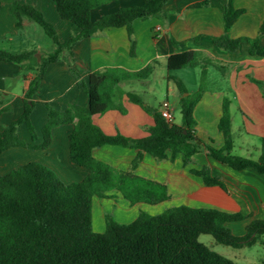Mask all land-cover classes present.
Here are the masks:
<instances>
[{"label":"trees","instance_id":"obj_1","mask_svg":"<svg viewBox=\"0 0 264 264\" xmlns=\"http://www.w3.org/2000/svg\"><path fill=\"white\" fill-rule=\"evenodd\" d=\"M50 1L59 17L79 30L65 43L58 41L54 27L33 6L15 2L9 6L11 14L25 16L38 24L51 39L54 49L41 53L39 61L34 51L12 53L0 49V63L17 64L23 76L30 75L21 115L0 132V153L11 147L44 149L51 141L54 127L72 124L68 137L69 158L88 173L79 182L65 184L46 166L30 162L0 175V264H234L200 243L199 235H211L216 243L232 248L251 246L264 234V220L251 219L245 226V233L238 236L231 232L227 224L245 220L246 216L242 213L179 205L158 215L140 212L129 223H118L106 216L102 233L95 232L92 227V200L94 197L108 198L106 193L109 191L120 194L130 205H154L169 199L165 185L134 173L144 154L163 161L168 159L169 152L170 160L180 155L182 162L187 164L194 155L204 151L208 157L230 169H252L264 176V140L257 160L231 154L233 144L227 98L222 101L217 125L223 145L214 148L195 136L193 110L205 91L204 67L200 71L199 86L193 93H188L180 80L170 77L181 95L179 124L166 122L157 109L144 104L140 97L131 93L125 94L128 100L153 118L154 124L147 129L145 137L131 138L119 133L106 135L93 123V116L109 110L125 114L121 103L124 92L120 84L132 79H146L154 63L137 72L112 68L92 71L84 81L71 67L73 44L111 27H124L131 39L134 20L149 17L166 19L163 6L168 0H143L140 6L120 8L95 21L91 20V11L115 0ZM242 12L233 7V0H226L223 5L224 32L213 40L216 47L230 51L238 47L240 39L229 38L228 31ZM16 24L18 27L19 22ZM262 37L264 21L257 37L247 39L251 54L262 49L259 46ZM65 50V61L77 80L78 88L87 94L88 106L71 104L59 111L45 103L47 121L41 129L43 141L39 146L26 144L17 137V127L24 124L32 140L35 139L29 119L34 106L32 96L46 67L63 58ZM200 57L197 51L172 54L166 60V68L168 71L194 68L201 64ZM254 82L264 95V81ZM105 145L135 149L137 154L130 168L120 170L97 160L93 150ZM190 173L201 178L205 186H217L224 190L223 182L211 175L208 167L191 169Z\"/></svg>","mask_w":264,"mask_h":264},{"label":"crops","instance_id":"obj_2","mask_svg":"<svg viewBox=\"0 0 264 264\" xmlns=\"http://www.w3.org/2000/svg\"><path fill=\"white\" fill-rule=\"evenodd\" d=\"M13 2L33 6L39 11L43 18L54 27L60 43L67 42L79 31L74 24L59 17L50 0H0V49L10 50L9 52L12 53L34 51L35 56H39V59L36 57L37 61L40 60L41 53H49L43 52L39 45L31 48L29 43L26 44L22 32L31 19L11 14L9 6ZM142 2L143 0H115L100 5L91 11V20L95 21L120 8L140 6ZM225 2L226 0H168L163 6L166 19L149 17L134 20L131 39L124 27H111L74 43L71 48V67L84 81H87V74L92 71L112 68L137 72L146 65L154 63V68L146 79H132L120 84L124 92L121 103L126 111L125 114L109 110L93 116V123L106 135L119 133L131 138L145 137L147 129L154 124L153 118L139 105L130 102L125 94H134L140 97L144 104L158 110L160 103L152 107L144 101L141 94H145L147 85L156 76L167 84L171 81L176 88L174 80L170 77L180 80L175 73L183 69L168 71L167 58L180 52L197 51L201 55V64L194 68L201 71L204 67L207 75V67H215L220 70L222 80L227 82L232 96V101L228 99L230 134L231 131L234 132L233 137L237 139V144L245 148L244 151L248 157L244 158L251 159L249 157L253 155L252 151L258 159L264 140V95L254 81H264V37L259 41L262 49L252 54L249 52L250 45L247 39L253 40L258 35L264 21V0H233V7L243 12L228 31L229 38L240 39L238 47L231 51L218 48L213 43V40L224 32L223 5ZM23 46L26 49H23ZM53 49L52 43L51 51ZM62 57L46 67L38 89L32 96L34 106L29 119L35 132V139L32 140L24 124L17 127V137L26 144L39 146L43 141L41 129L47 121L45 103L59 111L71 104L80 107L88 106L87 94L78 88L77 80L65 61L66 50L63 51ZM162 61L165 68H160ZM29 77L30 75L23 76L17 64L0 63V132L21 115ZM167 88L170 89L169 86ZM196 89L187 90V92L193 93ZM174 94L179 103L181 95L178 90L177 94ZM212 95L205 89L194 107L193 117L196 127L199 128V130L195 129V136L205 144L220 148L223 145V137L217 125L221 117L222 101L226 97L222 92ZM72 129V124L54 127L51 130V141L44 149L11 147L1 152L0 175H5L20 165L37 162L52 170L65 184L81 181L88 171L70 161L68 137ZM207 129H216L213 134L215 141L209 140L211 134ZM233 137L231 134L234 146ZM92 153L97 160L113 168L127 170L137 151L105 145L95 148ZM167 156L166 160L156 161L150 155L144 154L134 173L165 185L170 196L169 201L183 203L179 205L186 204L189 207L206 204L210 208L228 213L240 212L247 216V219L254 210H257L258 214L264 211L263 175L252 169L239 171L230 169L208 157L204 151L194 155L187 164L182 162L180 155H176L173 160H170L169 152ZM203 166L210 169L211 175L220 178L224 184V190L217 186H205L201 178L190 173L191 169H199ZM106 194L114 197L113 194L116 192L109 191ZM109 197H94L92 208L94 204L100 205L102 210L116 207L117 210L115 209L114 213L120 220L129 218L132 211L139 205L138 203L130 205L121 196L118 201ZM245 210L249 212L248 215L244 213ZM136 217L137 214L132 215L131 220L128 219L129 222ZM247 219L239 222H246L247 225L256 217L248 219L249 221ZM102 226L103 230L100 229L98 233H102L105 229L104 220Z\"/></svg>","mask_w":264,"mask_h":264},{"label":"rangeland","instance_id":"obj_3","mask_svg":"<svg viewBox=\"0 0 264 264\" xmlns=\"http://www.w3.org/2000/svg\"><path fill=\"white\" fill-rule=\"evenodd\" d=\"M28 22L29 25L22 32V36L24 37L26 44L29 43L30 45L29 47L31 48L35 47L36 45H39L43 52H50L52 47L51 39L44 33L43 29L38 24H36L31 20H29ZM23 49H26L25 46H23ZM160 68H165V64L163 63V61L160 63ZM175 74L176 77H178L182 81L186 90H192L198 88L199 80H200V70L198 68H194V69L185 68L179 72L177 71V73ZM168 86L170 87V89L167 88ZM172 89H174L173 92ZM205 89H207V93L210 94L211 96H213L212 94L216 92H222L227 99L232 101V96L230 94L227 82L222 80V75L220 70H218L215 67L212 66L207 67ZM144 91L145 94H141V97H143L144 101L148 102V104L152 107H156L159 103L167 99V101L170 104V107L172 108L173 123L175 124L180 123L181 115L179 111V105L176 100L177 97L174 94V93L177 94V90L171 81H169V83L167 84V82L163 81L160 77L158 76L153 77L151 79V83L147 85ZM194 128L196 130H199V128L196 127V123L194 125ZM207 131H209V133L211 134L209 135L210 136L209 140L215 141V137L213 136V134L214 132H216V129L214 130L207 129ZM233 133L234 132L231 131L232 137L234 136ZM233 140L235 142L231 154L235 156L237 155L242 157H248L244 151L245 148H242V146L237 144L236 138L233 137ZM251 153L253 155L249 158L257 159L255 153L252 151ZM113 195L114 197H109V198L114 199L116 201H118L119 196H121L120 194L117 193ZM138 204L139 205H137L136 210L132 211L131 213L132 215H136V214L138 215L140 212L149 215H158L169 208L179 206V204H183V203H176L174 201H169L168 199L166 201L154 205L145 204V203H138ZM192 207L193 206H191V208ZM193 208H210V206L204 204L200 206H195ZM115 209L116 207H113L111 209L105 208V210H102V207L100 205L97 204L93 205L92 227L95 232H99L100 229L103 230L102 223L103 220L105 221L106 216L112 218L115 221L119 220V218H116V214L114 213ZM244 213H247L246 215L249 214L247 210H245ZM131 214L129 218L132 217ZM249 215L250 218L248 219L256 217V219L264 220V211H261V214H258L257 210H254V212H252ZM129 218L128 217L122 218L118 221V223H127V221L129 222L131 220V218L130 220H128ZM245 226H246V222L245 223L233 222L227 225V227L231 230V232L238 236H241L245 233ZM198 241L203 245H205L206 247H208L209 249H211L212 251L231 260L234 264H264V234L260 235L258 239L251 246H245L241 248H232L229 246L218 244L214 241L212 236L208 234L199 235Z\"/></svg>","mask_w":264,"mask_h":264},{"label":"built area","instance_id":"obj_4","mask_svg":"<svg viewBox=\"0 0 264 264\" xmlns=\"http://www.w3.org/2000/svg\"><path fill=\"white\" fill-rule=\"evenodd\" d=\"M158 111L166 122H173L172 108L170 107V104L167 100H164L160 103Z\"/></svg>","mask_w":264,"mask_h":264},{"label":"water","instance_id":"obj_5","mask_svg":"<svg viewBox=\"0 0 264 264\" xmlns=\"http://www.w3.org/2000/svg\"><path fill=\"white\" fill-rule=\"evenodd\" d=\"M39 59V56H36Z\"/></svg>","mask_w":264,"mask_h":264}]
</instances>
